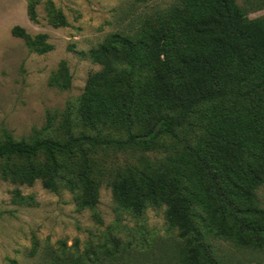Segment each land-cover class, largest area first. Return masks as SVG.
Returning a JSON list of instances; mask_svg holds the SVG:
<instances>
[{"label": "trees", "instance_id": "trees-1", "mask_svg": "<svg viewBox=\"0 0 264 264\" xmlns=\"http://www.w3.org/2000/svg\"><path fill=\"white\" fill-rule=\"evenodd\" d=\"M38 2L30 4L32 21ZM50 11L55 27L68 26L65 14L51 3ZM129 31L108 36L87 54L101 70L88 78L79 119L94 134L75 136L69 119L61 141L39 135L31 142L16 141L4 131L0 160L6 164L0 178L27 186L41 181L52 192L62 182L77 193L79 208L93 211L102 223L90 153L98 148L150 151L169 137L182 148L155 171L132 169L113 180L119 208L141 216L148 206H166L169 224L186 242L174 253L179 264H216L210 255L201 262L202 249L192 247L200 235L195 207L205 214L207 233L263 251L258 191L264 186V18H249L237 0H177L146 14ZM12 34L39 54L54 50L47 34L33 37L21 26ZM51 84L71 88L66 61ZM50 124L49 118L45 129ZM182 130L202 134L192 144L180 137ZM114 131L124 137L113 136ZM40 157L44 161L35 162ZM16 199L25 200L19 193ZM131 251L130 243L111 237L101 250L89 252V264H114ZM47 257L52 264H82L70 255Z\"/></svg>", "mask_w": 264, "mask_h": 264}, {"label": "rangeland", "instance_id": "rangeland-1", "mask_svg": "<svg viewBox=\"0 0 264 264\" xmlns=\"http://www.w3.org/2000/svg\"><path fill=\"white\" fill-rule=\"evenodd\" d=\"M33 1L37 0H0V144L5 141L4 131L16 141L31 142L38 135L64 140L67 119L75 136L94 134L79 119L88 78L101 70L87 57L88 52L112 34L130 32L146 14L168 8L177 0H150L146 4L136 0H39L35 4L37 20L32 21L29 9ZM237 2L249 18H264V0ZM50 3L55 11L65 14L68 26L51 23ZM15 26L25 28L33 37L47 34L54 50L45 54L32 50L24 39L12 34ZM62 61L72 75L68 90L51 84ZM49 118L51 124L45 129ZM201 134L199 130L179 131L180 137L192 144ZM112 135L124 137L123 132ZM181 148L174 139L165 137L150 151L98 148L90 153L93 176L100 184L97 211L102 223L94 219L93 211L79 208L77 193L62 182L58 192H52L41 181L27 186L0 178V264H52L48 253L70 255L89 264V252L101 250L111 237L130 243L132 250L131 256L114 264H179L174 253L186 242L169 224L166 206H148L143 215H134L119 208L112 182L132 169L153 172ZM42 161L43 157L35 160ZM5 164L0 160V172ZM18 193L25 200L16 199ZM258 197L264 207V186ZM194 212L200 235L192 247L202 249L201 262L206 263L210 255L216 264H264V250L214 237L203 226V211L195 207Z\"/></svg>", "mask_w": 264, "mask_h": 264}]
</instances>
